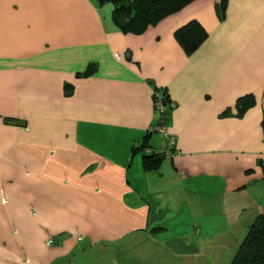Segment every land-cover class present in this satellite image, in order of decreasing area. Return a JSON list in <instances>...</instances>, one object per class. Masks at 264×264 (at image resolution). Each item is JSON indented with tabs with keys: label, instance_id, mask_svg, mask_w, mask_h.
I'll list each match as a JSON object with an SVG mask.
<instances>
[{
	"label": "crops",
	"instance_id": "crops-1",
	"mask_svg": "<svg viewBox=\"0 0 264 264\" xmlns=\"http://www.w3.org/2000/svg\"><path fill=\"white\" fill-rule=\"evenodd\" d=\"M220 2L134 34L112 0H0V264H110L107 251L134 249L129 264H185L213 202L264 182V0H228L223 20ZM191 20L209 36L188 55L174 31ZM244 96L255 104L240 116ZM168 137L145 170L137 149ZM150 248L164 258L146 261Z\"/></svg>",
	"mask_w": 264,
	"mask_h": 264
},
{
	"label": "trees",
	"instance_id": "trees-1",
	"mask_svg": "<svg viewBox=\"0 0 264 264\" xmlns=\"http://www.w3.org/2000/svg\"><path fill=\"white\" fill-rule=\"evenodd\" d=\"M115 4L113 19L117 27L123 32L134 34L144 33L150 26L157 25L168 15L177 13L194 0H112ZM228 0H221L216 6L219 18L225 19ZM176 41L188 55L193 54L208 38L209 32L198 20H191L174 31ZM94 73V72H93ZM92 72L90 73L93 74ZM155 93V99L160 97L164 111L163 115H169L172 111V100L167 89H159ZM255 104L253 97H242L237 102V112L242 116L245 111ZM225 112L224 114H226ZM147 140L137 149L143 152L145 170H157L165 159V153L169 154L173 148L155 153L143 149L147 146ZM139 147V148H140ZM135 150V149H134ZM136 151V150H135ZM137 152V151H136ZM230 264H264V213L257 216L255 222L248 228L241 240Z\"/></svg>",
	"mask_w": 264,
	"mask_h": 264
},
{
	"label": "rangeland",
	"instance_id": "rangeland-1",
	"mask_svg": "<svg viewBox=\"0 0 264 264\" xmlns=\"http://www.w3.org/2000/svg\"><path fill=\"white\" fill-rule=\"evenodd\" d=\"M237 191L239 194L232 192L230 195L232 199L223 196L218 203L213 202L211 209H215L214 218L208 221V225H203L204 243L200 251L202 254L187 256L185 264H230L248 228L255 222L257 216L264 213V182L252 181L246 188ZM146 252V261L155 262L164 258L161 252L153 248ZM123 253H126V256L116 254L113 250L107 251L104 260L110 264H129L130 261H136L134 258L139 252L134 249ZM164 255L172 259L177 257H172L167 252H164Z\"/></svg>",
	"mask_w": 264,
	"mask_h": 264
},
{
	"label": "built area",
	"instance_id": "built-area-1",
	"mask_svg": "<svg viewBox=\"0 0 264 264\" xmlns=\"http://www.w3.org/2000/svg\"><path fill=\"white\" fill-rule=\"evenodd\" d=\"M155 104H156V108H157V110H159V111H161L162 113H163V111H164V106H163V103H162V100L160 99V97L158 98H156L155 99ZM174 105H173V103H172V107H173ZM156 131H158V132H161V133H164L165 134V136H167V130H166V128L163 126V127H161V126H157L156 127ZM169 138V137H168ZM168 142L170 143L169 144V146H170V148L172 147V146H174V144H175V140H174V138H169V140H168Z\"/></svg>",
	"mask_w": 264,
	"mask_h": 264
}]
</instances>
